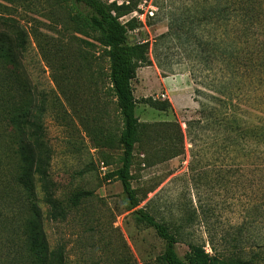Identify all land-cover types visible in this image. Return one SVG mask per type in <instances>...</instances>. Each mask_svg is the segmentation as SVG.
<instances>
[{
  "label": "rangeland",
  "instance_id": "obj_1",
  "mask_svg": "<svg viewBox=\"0 0 264 264\" xmlns=\"http://www.w3.org/2000/svg\"><path fill=\"white\" fill-rule=\"evenodd\" d=\"M194 1H142L122 18L124 23L137 21L128 33L129 42H152L167 32L170 11L193 9ZM197 2L214 7L220 0ZM253 2L257 9L247 17L250 53L264 61V0ZM75 11L62 0H0V37L9 42L20 66L7 65L14 77H22L29 109L26 132L41 135L27 146L34 197L25 192L22 206L0 200V245L12 244L32 200L44 213L50 246L64 250L60 262L107 264L108 253L126 243L139 264H156L165 243L152 228L135 221L121 183L105 178L119 166L121 151L115 141L120 124L109 91L108 60L90 36L75 33L70 18ZM192 48H184V58L175 55L173 61L180 57L183 63L174 64V73L163 74L153 64L138 69L132 83L138 101L151 97L168 102L163 110L143 103L136 106L139 121L146 125L135 145L132 166V185L142 199L139 208L170 223L185 241L203 245L210 255L212 239L219 250L230 243L231 251L245 249L252 264H264V145L254 155L244 151L235 158L220 152L218 139L210 132L195 140L188 137L186 122L199 119L200 110L188 73L192 63L186 56H191ZM247 103L248 125L264 124L263 84L260 92L250 90ZM4 119L0 118V133L6 130L7 150L0 154V188L6 182L14 190L16 179L2 172L6 167L15 170L20 163L11 145L18 131ZM173 136L174 144L169 142ZM106 138L114 142L109 144ZM191 164L198 174L192 176ZM46 195L58 208L53 221L47 216ZM176 249L182 260H190L185 242L179 241Z\"/></svg>",
  "mask_w": 264,
  "mask_h": 264
},
{
  "label": "trees",
  "instance_id": "obj_2",
  "mask_svg": "<svg viewBox=\"0 0 264 264\" xmlns=\"http://www.w3.org/2000/svg\"><path fill=\"white\" fill-rule=\"evenodd\" d=\"M62 1L77 9L70 14L75 33L90 36L102 48L103 55L108 60L109 91L115 100L120 124L115 143L121 153L119 166L106 173L105 178L121 183L135 221L152 228L165 243L164 251L155 263L252 264L251 258L247 259L245 249L231 251V244L228 243L229 246L219 250L212 239L209 243L213 255H210L203 245L185 241L179 229L173 228L170 223L159 221L145 207L139 208L142 199L132 185V166L135 145L146 125L139 121L136 106L143 103L163 110L168 102L161 103L151 97L138 101L134 96L132 83L137 77L138 69L153 64L163 74L174 73V64L183 63L180 57V61L175 63V55L184 58V48L193 47L190 50L191 56L186 57L192 63L188 73L196 85L195 94L200 98H196V101L200 110L199 119L186 122L188 137L195 140L201 134L210 132L217 137L221 153L235 158L243 155L244 151H247V156L248 152L254 155L264 145V124L248 125L244 113L247 111L245 107L250 90L253 89V93L260 92L262 84L264 86V61L259 56L251 57L250 53L251 41L247 29L250 22L247 17L257 9L253 0H220L214 7L211 1L204 6V3L196 0L192 5L193 9L170 11L167 15L166 33L154 38L152 42L135 44L129 42L128 33L135 30L137 21L131 19L123 23L121 19L136 11L144 0H124L121 4L108 0ZM232 14L235 16L234 21H231ZM17 59L9 42L0 37V118L15 124L18 133L16 139L12 137L11 145L17 149L20 157L15 170L4 167L2 172L5 177L16 179V193L5 182L4 189L0 188V200H9L16 206H22L25 192L34 197L30 187L32 157L27 146L35 143L36 137L41 139V135L26 132L29 109L25 103L22 77H14L7 65L8 62H16L20 66ZM179 130L181 132L180 127ZM5 132L4 129L0 133V154L7 150L4 147ZM170 138L169 142L174 144L176 137ZM179 138L183 140L182 132ZM106 141L109 144L114 142L112 138H106ZM190 171L192 176L198 174L193 164ZM44 201L50 206L47 216L53 221L58 212L56 202L51 195H46ZM29 204V215L20 222L12 244L0 245V264H67L66 260L59 261L61 257L64 258V250L55 251L50 246L42 209L32 200H29ZM181 240L190 249L188 262L182 260L177 253L176 245ZM108 254L107 264H139L126 243Z\"/></svg>",
  "mask_w": 264,
  "mask_h": 264
},
{
  "label": "built area",
  "instance_id": "obj_3",
  "mask_svg": "<svg viewBox=\"0 0 264 264\" xmlns=\"http://www.w3.org/2000/svg\"><path fill=\"white\" fill-rule=\"evenodd\" d=\"M150 14V16H154V13L153 12H150L149 13ZM131 16H134V15H131ZM132 18V17H131ZM141 20H143L142 18H141ZM121 21H122V19H121ZM124 23V22H123Z\"/></svg>",
  "mask_w": 264,
  "mask_h": 264
}]
</instances>
